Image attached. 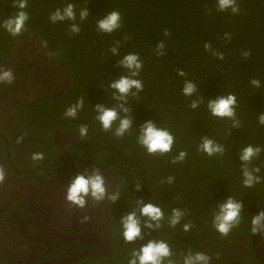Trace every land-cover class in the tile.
<instances>
[{
	"label": "trees",
	"instance_id": "obj_1",
	"mask_svg": "<svg viewBox=\"0 0 264 264\" xmlns=\"http://www.w3.org/2000/svg\"><path fill=\"white\" fill-rule=\"evenodd\" d=\"M13 3L0 0V23L17 12ZM68 3L75 5L76 20L53 23L51 14ZM237 4L240 12L233 14L231 9L219 11L217 0H28L25 11L29 20L21 34L23 40L36 36L44 46L46 41L45 47L71 77L66 90L52 101L61 109L57 110L60 119L72 122L77 129L87 125L89 151L101 156L102 165L114 168L126 214L137 208L140 199L164 211L162 226L156 230L144 228L146 218L140 217L143 239L126 242L128 259L134 249L157 239L169 243L176 264H182L189 251L206 253L211 264H263L247 248L235 262L224 260L236 238L241 234L250 239L254 236L248 205L264 211V125L259 122L264 113V0H237ZM84 8L89 15L81 21ZM111 11L120 12L121 27L111 34L103 33L97 21ZM73 23L80 26L79 34L71 33ZM166 30L170 35H165ZM161 41L165 44L163 56L156 52ZM15 42V37L0 28V58L12 52ZM117 42L120 54L113 56L110 49ZM206 43L211 44V51L205 49ZM130 52L138 53L143 62L136 78L144 89L138 96L128 97L133 128L118 138L114 135L118 121L113 131H104L95 119V106H117L108 85L128 74L119 60ZM213 52L223 53L224 58ZM180 71L185 74L179 75ZM253 79L260 81L259 87L252 85ZM185 81H192L199 89L192 97L183 94ZM229 93L237 99L238 127L231 119L213 116L207 107L208 100ZM80 97L85 103L77 117H64L66 109ZM200 97L199 107L191 108V101ZM149 120L175 137L170 153L151 156L138 143L140 128ZM205 136L221 144L224 154L209 157L201 152L199 145ZM248 145L262 149L249 165L261 169L257 175L262 180L251 188L243 184L239 158ZM180 151L187 152L186 159L172 163ZM168 177H174L173 183L167 182ZM229 196L244 207L239 225L222 236L213 227V218L218 205ZM173 208L185 212L175 228L168 223ZM186 223L193 225L188 232L183 230ZM258 240L259 244L264 242V234ZM261 247L264 256V244Z\"/></svg>",
	"mask_w": 264,
	"mask_h": 264
},
{
	"label": "flooded vegetation",
	"instance_id": "obj_2",
	"mask_svg": "<svg viewBox=\"0 0 264 264\" xmlns=\"http://www.w3.org/2000/svg\"><path fill=\"white\" fill-rule=\"evenodd\" d=\"M15 40L12 52L0 58V68L12 69L15 76L11 85L0 84V167L5 172L0 264H126L120 225L124 201L89 199L79 208L65 199L71 179L94 168L101 170L109 193L119 192L114 168L102 165L101 156L89 151L91 142L72 122L60 119L61 109L52 103L71 77L40 38ZM37 152L44 154L42 161L31 159ZM262 234L252 239L241 234L224 260L235 262L247 248L264 264Z\"/></svg>",
	"mask_w": 264,
	"mask_h": 264
},
{
	"label": "clouds",
	"instance_id": "obj_3",
	"mask_svg": "<svg viewBox=\"0 0 264 264\" xmlns=\"http://www.w3.org/2000/svg\"><path fill=\"white\" fill-rule=\"evenodd\" d=\"M13 6L17 9V12L4 19L0 23V28L4 29L11 36L16 37L21 35L25 31V25L29 20V15L25 9L28 7V0H14ZM217 9L219 11H227L231 9L233 14L240 12L237 0H217ZM89 15V10L84 8L80 11V20H85ZM50 20L53 23L62 22L65 20H76L75 5L68 3L63 9L57 8L54 13L51 14ZM121 27V14L119 11H111L107 13L103 18L97 21V28L99 31L107 34L115 32ZM71 33L79 34L81 31L80 26L73 23L70 26ZM165 35H170L166 30ZM47 46V42H44ZM205 49L211 51V44L206 43ZM165 44L163 41L159 42L156 46L157 55L163 56ZM113 56H119V43L110 49ZM213 55L218 56L220 59L224 58L223 53L213 52ZM250 53H245V56ZM119 66L127 70V75H122L118 79L110 82L108 87L112 89V98L118 101L116 107H106L105 104H97L95 106L96 117L95 119L100 122L104 131H113V124L118 121V125L114 129V135L118 138L125 136L130 129L133 128V119L130 115L132 109L128 106L129 96H138L144 89L143 82L136 77L139 76L143 62L140 60L138 53H128L119 60ZM183 71L179 72V75H184ZM15 80L14 72L10 68H0V84L11 85ZM252 85L259 87L260 81L253 79ZM183 94L187 97H192L199 89L192 81H185L183 87ZM202 97L193 99L190 107L195 109L199 107L202 102ZM84 97H80L74 104L70 105L64 115L65 117L75 119L84 108ZM236 106L237 99L234 94H227L218 96L215 99L208 100V110L210 113L221 119L228 118L233 120V126L238 127L239 121L236 120ZM121 113L124 115L121 116ZM259 122L264 125V113L259 116ZM79 134L81 138H85L88 135L87 125H81L79 128ZM138 143L146 150V152L154 156L156 154L165 155L172 151L175 143V137L172 133L162 127H157L156 124L149 120L144 123L138 135ZM199 150L209 157L217 154L223 155L225 148L215 142L213 139L207 136L202 138L199 145ZM262 149L260 147H254L248 145L240 152L239 158L242 162V175L243 184L247 188L254 187L255 184L260 183L262 177L257 175L261 169L259 167L251 168V164L254 157H258ZM187 152L180 151L179 154L172 159V163H179L186 159ZM31 159L39 162L44 159L43 153H33ZM5 179V172L0 167V182ZM174 177H168L167 182L173 183ZM163 182V181H162ZM137 190H140V185L137 184ZM65 199L70 204L84 208L87 205L89 199L96 202L110 200L112 203H116L119 200V192L109 193L104 176L101 174L99 168H94L91 172H78L69 182ZM243 203L237 201L235 198L229 196L227 200L218 205V211H216L213 218V227L222 236H228L234 227H237L240 223L241 212L243 210ZM139 213V215L137 214ZM185 212L180 208H173L171 215L168 217L169 226L175 228L180 224L181 219L184 217ZM140 217L146 218L144 220V228L159 229L161 221L164 220L165 215L163 209L151 202H145L140 199L137 201V208L125 215L120 219V225L122 228V236L125 242L134 243L138 239H143V230L141 226ZM251 231L255 233L264 232V211H260L259 215H255L251 221ZM193 225L186 223L183 225V230L188 232ZM173 252L171 246L165 240L151 239L146 244L141 245L138 249H134L131 253V257L128 264H176V261L172 259ZM211 257L204 252H191L183 256L182 264H211Z\"/></svg>",
	"mask_w": 264,
	"mask_h": 264
},
{
	"label": "water",
	"instance_id": "obj_4",
	"mask_svg": "<svg viewBox=\"0 0 264 264\" xmlns=\"http://www.w3.org/2000/svg\"><path fill=\"white\" fill-rule=\"evenodd\" d=\"M248 210L251 212V214L253 216L259 215V213H260V211L258 209H256V207L253 204H249L248 205ZM260 233H262V232H259L257 234H260Z\"/></svg>",
	"mask_w": 264,
	"mask_h": 264
},
{
	"label": "rangeland",
	"instance_id": "obj_5",
	"mask_svg": "<svg viewBox=\"0 0 264 264\" xmlns=\"http://www.w3.org/2000/svg\"><path fill=\"white\" fill-rule=\"evenodd\" d=\"M31 42H33V45H32V47H33V46H34V44H35V42H34V41H32V40H31ZM35 46H36V45H35ZM38 52H39V51H38ZM40 53H42V52H40Z\"/></svg>",
	"mask_w": 264,
	"mask_h": 264
}]
</instances>
